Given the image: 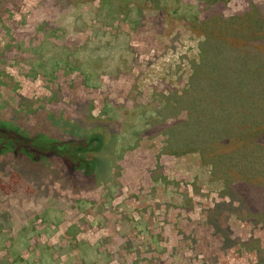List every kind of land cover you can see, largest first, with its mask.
<instances>
[{
    "label": "rangeland",
    "instance_id": "rangeland-1",
    "mask_svg": "<svg viewBox=\"0 0 264 264\" xmlns=\"http://www.w3.org/2000/svg\"><path fill=\"white\" fill-rule=\"evenodd\" d=\"M263 1L229 0L223 16ZM140 3L131 25L97 19L98 1L0 0V122L65 139L90 112L118 127L107 153L121 150L117 169L100 168L109 180L77 193L63 188L58 159L1 155L0 264H264V229L228 206L198 153L171 154L168 137L150 131L198 62L202 38L187 22L196 0L120 4Z\"/></svg>",
    "mask_w": 264,
    "mask_h": 264
},
{
    "label": "trees",
    "instance_id": "trees-1",
    "mask_svg": "<svg viewBox=\"0 0 264 264\" xmlns=\"http://www.w3.org/2000/svg\"><path fill=\"white\" fill-rule=\"evenodd\" d=\"M73 1H98L97 19L101 14L110 21L123 17L127 22L134 9L139 18L135 25L142 17L141 3L134 8L122 7L120 3L125 0L115 4L111 0ZM142 1L158 10L164 2ZM228 2L196 0V13L187 22L202 38L198 62L192 63L184 89L174 93L170 97L173 100H164L157 111L162 120L150 131L168 137L171 154L198 153L212 176L223 182L230 199L228 206L238 203L235 212L240 216L244 213L242 220L264 229V1L226 18L223 10ZM170 112H174L171 117ZM89 113L65 133V139L43 133L29 136L14 125L0 122V156L32 163L58 159L65 169L64 189L75 193L97 189L99 183L109 180L108 172L105 180H99L101 166L109 164L108 169H117L121 150L116 146L115 156L107 153L108 137L112 135L113 140L118 127ZM180 113H185V118L180 119ZM167 117L173 122L167 123ZM116 142L115 138L111 143ZM254 242L249 240L242 246ZM256 252L260 255L264 250L258 246Z\"/></svg>",
    "mask_w": 264,
    "mask_h": 264
},
{
    "label": "crops",
    "instance_id": "crops-1",
    "mask_svg": "<svg viewBox=\"0 0 264 264\" xmlns=\"http://www.w3.org/2000/svg\"><path fill=\"white\" fill-rule=\"evenodd\" d=\"M119 196H121L120 194H118V195H116L115 196V198H118V199H120V197ZM125 219H124V221H123V223H125ZM120 224V223H119ZM94 229L97 231V230H99V228L98 227H94ZM96 235H97V233H96ZM95 235V236H96ZM92 239H94L95 240V242H98L99 241V237L98 236H96L95 238H94V236L92 237ZM100 243H101V241H100ZM98 245H99V243H98ZM99 251V250H98ZM135 261H129L128 263H127V261H124V262H120L119 264H133ZM94 264H99V263H94ZM110 264H112V263H110ZM134 264H136V263H134Z\"/></svg>",
    "mask_w": 264,
    "mask_h": 264
}]
</instances>
